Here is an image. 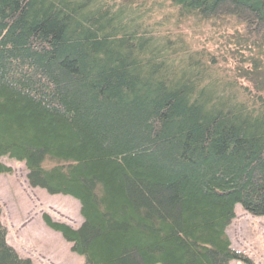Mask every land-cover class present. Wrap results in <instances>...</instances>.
<instances>
[{
  "label": "trees",
  "instance_id": "obj_1",
  "mask_svg": "<svg viewBox=\"0 0 264 264\" xmlns=\"http://www.w3.org/2000/svg\"><path fill=\"white\" fill-rule=\"evenodd\" d=\"M2 157L79 201L43 220L83 264H253L227 229L264 217V0H0ZM0 264H33L1 216Z\"/></svg>",
  "mask_w": 264,
  "mask_h": 264
},
{
  "label": "rangeland",
  "instance_id": "obj_2",
  "mask_svg": "<svg viewBox=\"0 0 264 264\" xmlns=\"http://www.w3.org/2000/svg\"><path fill=\"white\" fill-rule=\"evenodd\" d=\"M184 30L191 33L186 27ZM198 32L203 33L190 39L201 46L209 33L205 28ZM218 65L221 75L232 74L233 63ZM0 161L13 169L10 174H0V216L7 227L9 244L33 264H83L84 257L74 253L71 244L43 220V214H49L78 228L83 221L79 201L72 196L49 194L42 188L31 187L24 163L8 157ZM227 234L233 249L253 264H264V217L251 215L238 205ZM229 264L247 263L233 260Z\"/></svg>",
  "mask_w": 264,
  "mask_h": 264
}]
</instances>
